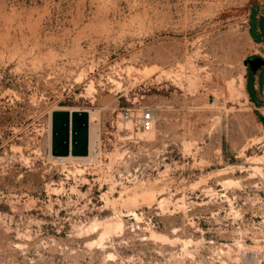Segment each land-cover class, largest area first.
Listing matches in <instances>:
<instances>
[{
  "label": "rangeland",
  "instance_id": "1",
  "mask_svg": "<svg viewBox=\"0 0 264 264\" xmlns=\"http://www.w3.org/2000/svg\"><path fill=\"white\" fill-rule=\"evenodd\" d=\"M262 1L0 0V264H264Z\"/></svg>",
  "mask_w": 264,
  "mask_h": 264
},
{
  "label": "water",
  "instance_id": "2",
  "mask_svg": "<svg viewBox=\"0 0 264 264\" xmlns=\"http://www.w3.org/2000/svg\"><path fill=\"white\" fill-rule=\"evenodd\" d=\"M253 70L264 63L262 57L247 59ZM52 152L56 156L87 155L90 151V116L87 110H56L53 117Z\"/></svg>",
  "mask_w": 264,
  "mask_h": 264
},
{
  "label": "bare ground",
  "instance_id": "3",
  "mask_svg": "<svg viewBox=\"0 0 264 264\" xmlns=\"http://www.w3.org/2000/svg\"><path fill=\"white\" fill-rule=\"evenodd\" d=\"M233 88V87H232ZM239 93L244 96L245 98L248 99V93L246 91V78L245 76H242L241 80H240V89L238 90ZM246 99V100H247ZM264 110V107L262 108ZM79 110V109H78ZM75 111V109H74ZM73 111V112H74ZM96 110H91L90 111V151H89V155L86 157V156H75V155H69L67 157H64V156H56L55 159H58V160H65L67 158H73L75 160H90L92 159V157L94 156V143H95V139H96V128L94 126V123H93V119H94V113H95ZM129 125V124H128ZM131 128H133V125L130 124ZM145 133V132H144ZM154 133H149V136L148 137H151L153 136ZM143 135V134H142ZM259 159V158H258ZM255 163H258L259 161H254ZM261 162V161H260ZM136 194V193H135ZM140 194V193H138ZM134 195V194H133ZM136 196V195H135ZM147 196V195H146ZM130 197V196H129ZM145 197V195L143 196ZM138 197H136V200H137ZM147 198V197H146ZM149 198V197H148ZM147 198V199H148ZM152 199V198H151ZM150 199V200H151ZM132 202V201H131ZM137 215V214H136ZM119 221V220H118ZM121 221V220H120ZM109 222V221H108ZM107 222V223H108ZM112 224V223H110ZM108 225V224H107ZM117 226V225H116ZM106 230V228L104 229ZM110 231V230H109ZM108 233V232H105V234ZM104 234V232H103ZM153 235L156 236V237H162V238H167L166 235H163V234H158L156 232H153ZM254 252H255V249H253ZM254 254V253H253Z\"/></svg>",
  "mask_w": 264,
  "mask_h": 264
},
{
  "label": "built area",
  "instance_id": "4",
  "mask_svg": "<svg viewBox=\"0 0 264 264\" xmlns=\"http://www.w3.org/2000/svg\"><path fill=\"white\" fill-rule=\"evenodd\" d=\"M261 5V12L259 16H264V1L260 3ZM252 55H257L262 58H264V48L263 43H260V46L258 50H255ZM264 107V104L261 107H258L262 112L264 113V110L262 109ZM122 117L126 120H133V111L131 108H126L122 111ZM136 124L138 125V128L141 129L143 132H150L154 129L155 126V118L152 110L150 108H146L143 110L141 116L139 118H136Z\"/></svg>",
  "mask_w": 264,
  "mask_h": 264
},
{
  "label": "crops",
  "instance_id": "5",
  "mask_svg": "<svg viewBox=\"0 0 264 264\" xmlns=\"http://www.w3.org/2000/svg\"><path fill=\"white\" fill-rule=\"evenodd\" d=\"M260 43L261 42H258V44L260 45ZM248 93H249V95H251L250 94V92L248 91ZM253 103H254V105H255V108H258V107H261L262 105H257L254 101H252ZM259 109V108H258ZM261 111V113L264 115V113L262 112V110H260Z\"/></svg>",
  "mask_w": 264,
  "mask_h": 264
}]
</instances>
